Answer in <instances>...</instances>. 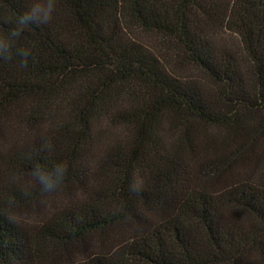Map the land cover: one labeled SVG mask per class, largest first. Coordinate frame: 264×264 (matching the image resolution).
<instances>
[{
    "label": "trees",
    "instance_id": "16d2710c",
    "mask_svg": "<svg viewBox=\"0 0 264 264\" xmlns=\"http://www.w3.org/2000/svg\"><path fill=\"white\" fill-rule=\"evenodd\" d=\"M10 42L0 264H264V0H54Z\"/></svg>",
    "mask_w": 264,
    "mask_h": 264
},
{
    "label": "clouds",
    "instance_id": "9594fccd",
    "mask_svg": "<svg viewBox=\"0 0 264 264\" xmlns=\"http://www.w3.org/2000/svg\"><path fill=\"white\" fill-rule=\"evenodd\" d=\"M54 10V0H29L26 8L16 16L13 28L7 35H0V56H7L11 48V37H18L30 26L47 24ZM26 55V53H25ZM36 179L43 191L56 187L64 175V167L56 165L51 170H37Z\"/></svg>",
    "mask_w": 264,
    "mask_h": 264
},
{
    "label": "rangeland",
    "instance_id": "374dc122",
    "mask_svg": "<svg viewBox=\"0 0 264 264\" xmlns=\"http://www.w3.org/2000/svg\"><path fill=\"white\" fill-rule=\"evenodd\" d=\"M248 264H261L258 260L251 259Z\"/></svg>",
    "mask_w": 264,
    "mask_h": 264
}]
</instances>
